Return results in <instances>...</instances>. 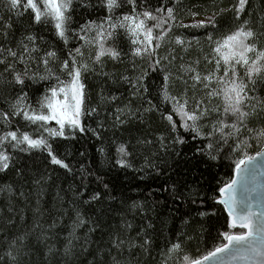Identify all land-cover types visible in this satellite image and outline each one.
<instances>
[{
	"label": "snow or ice",
	"instance_id": "obj_1",
	"mask_svg": "<svg viewBox=\"0 0 264 264\" xmlns=\"http://www.w3.org/2000/svg\"><path fill=\"white\" fill-rule=\"evenodd\" d=\"M248 3L249 0H237L228 11L234 12L235 19L240 20ZM182 4L183 0H156L155 4L151 0H0V7L4 9L0 12V79L5 85L0 93V104L4 105L0 107V172L7 173L14 168L21 154L35 152L47 153L52 165L73 171L57 154L55 138L67 139L89 130L100 136V131L86 126L85 117L107 111L104 106L119 99L115 94L104 95L101 89L100 104L89 107L85 103L84 75L99 74L109 77L113 83L122 80L131 85L133 97L148 104L143 108L144 113L155 111L167 121L169 134H174L173 145L185 143L180 132L183 129L193 140H200L202 146L197 147L194 154L204 158L208 162L206 166L223 160L234 165V178L223 182L212 194V208L197 212L200 217L215 215V204L223 205L227 212L225 226L231 231L218 232L221 242L198 258L187 253L185 244L197 239L199 234L193 237L182 232L174 239L165 237V246L158 253L160 264H264V98L258 96L264 91V15L258 24L251 17L244 19L234 31L218 39L213 38L212 32L207 33L212 51L204 55V60L212 65L210 70L202 72L200 59L196 58L191 63H180L179 71L174 73L167 65L178 59L184 61L176 49L187 53L194 44L200 45L199 37L177 34L175 30L203 29L207 32L212 28L215 31L219 27V16L225 12L223 7L217 10L216 0H212L211 11H218L217 15L185 24V16L201 14L193 10L200 6L181 8ZM125 6L127 10L117 16V10ZM99 10L106 14L92 19ZM207 11L209 8L205 7L204 12ZM25 18L28 23L24 22ZM45 28L54 34L53 43H49L42 31ZM57 42L65 48L75 44L66 53L67 58L61 59L55 46ZM165 43L174 47L166 56H160L159 49ZM126 57L133 69L139 67L137 59L148 61L147 68H139V74L133 77L121 75L119 79L115 73L104 71L108 60L122 63ZM149 70L163 73V83L155 100L150 96L147 83ZM41 83H44L43 91L30 96L33 85ZM216 98L222 103L214 104ZM165 104L171 105L170 111H162ZM140 112L141 108L131 107V100L123 107H116L112 114L113 127L127 124L132 117L143 122ZM104 127L101 120L98 128ZM158 139L161 147H167L164 133H160ZM152 143L147 138H137L135 143L132 140L118 143L115 164L123 169L133 168L131 158L136 146ZM253 150L255 155L251 154ZM100 151L104 153L103 148ZM145 164L157 172L161 170L148 157H145ZM23 174L18 168L17 176ZM82 176H94L103 190L89 192L87 183L82 180L80 188L72 192L70 198L57 193L60 207L47 230L39 223L44 215L39 198L35 209L39 216L28 231L9 238L5 227L0 225V235L8 241L0 264H22V258L28 255L24 250L29 248L32 237L35 235L33 250L41 243L46 244L53 238L49 232H55L63 224L64 216H69L70 230L63 255L66 258L76 255L73 242L81 241L78 230L86 226L88 231L79 247L82 252H88L91 235L102 231L103 220L87 217L81 206L100 204L106 194L109 199L115 197L110 195L109 183L102 177L86 170ZM184 187L186 192L176 184L171 186L174 202H187L196 208L208 205L207 192ZM4 194H7L6 209L0 208V215L6 212L3 215L5 224L13 226L17 222L13 197H27L22 190L17 192L11 183L0 186V195ZM145 208L155 211V205L149 207L133 201L127 212ZM121 216L124 228L131 230L133 224L126 219V213ZM20 220L24 221L25 217L21 215ZM200 231H204L203 227ZM155 233L151 220L136 237L113 232L109 235V247L97 255H110L115 251L112 264H121L117 257L123 254L125 246L129 252L139 249L151 255ZM54 248V245L48 247V253Z\"/></svg>",
	"mask_w": 264,
	"mask_h": 264
},
{
	"label": "trees",
	"instance_id": "obj_2",
	"mask_svg": "<svg viewBox=\"0 0 264 264\" xmlns=\"http://www.w3.org/2000/svg\"><path fill=\"white\" fill-rule=\"evenodd\" d=\"M156 3V0H151ZM237 0H216L217 10L220 7L225 9L222 16L218 18L219 27L213 31L209 28L207 32L203 29H187L175 30L177 34H185L188 37L196 36L200 38V45H195L187 52L182 53L179 48L176 49L177 55H183L184 61H174L171 65L164 63L172 72L179 71V65L183 62L191 63L194 59H200V70L206 71L212 68L204 60L205 54H210L212 46L207 41L206 36L208 32L213 33V38L218 39L222 35L227 34L229 31H234L244 19H251L257 24L260 18L264 15V0H249L246 5L245 12L242 14L240 20L235 19V14L228 9L236 3ZM199 5V8H194V11H199L201 14L195 17L185 16L183 22L188 23V20L197 17L217 15L211 11L212 0H183L180 6ZM209 8V11L204 12V8ZM127 6L117 10L116 15L120 12L126 11ZM179 11V9H178ZM0 12L4 9L0 7ZM106 12L104 10L97 11L91 18L95 19L97 16H103ZM25 23H28V18H25ZM82 22V21H81ZM48 37L49 43L55 41L53 33L48 32L47 29L42 30ZM61 59L67 58L66 53L75 44H70L65 48L62 44H55ZM174 47L172 44H163L159 49L160 56H166L170 49ZM201 48L203 51H201ZM137 69H133L131 62L126 57L124 62H113L108 60L106 62L104 71L115 73L117 78L121 75L133 77L139 74V68H147L148 61H140L137 59ZM55 70V69H54ZM163 73L153 72L149 70L147 83L149 84L150 96L153 100L156 99L157 94L163 83ZM85 84V103L89 107L98 106L100 104L101 89L104 95L115 94L119 97L116 102L109 103L104 106L107 111L102 110L99 115H93L91 118L85 117L84 122L89 128H94L100 131L101 135L96 136L92 131L85 133L77 132L75 136L69 138H55L54 147L57 154L65 162L69 163L73 171L68 172L58 165H52L48 158L47 153L35 152L34 154H21L20 159L16 162V166L7 173L0 172V186L6 183H11L17 192L23 191L25 197L16 195L13 197L14 206L16 208V224L8 226L5 224L3 215H0V225L5 227V234L11 238L14 235H19L28 231L32 227L33 220L39 216L35 212L37 207V199L39 198V207L44 213L43 217L39 220L42 227L47 230V225L52 222V219L57 216V209L60 207V196L71 197L72 192L80 188L82 180L87 183L89 192L93 190H103L102 184L95 180L94 176H82V172L88 171L95 173L96 176L103 178L104 182L109 183L110 195L115 199H109L105 195L104 200L100 204H93L91 206H81V211L91 219L102 218V231L98 230L91 235V245L88 252H82L79 245L83 242L84 234L87 233L88 227L78 230L81 236V241H74L76 245L73 257L66 258L63 255V247L67 242V232L70 230L69 216L63 217V224L59 225L55 232H49L53 238L48 240L47 243L39 244L38 248L32 249L35 244V235L32 237L29 248L25 249L28 253L26 257L22 258V264H112L111 257L116 255L113 251L110 255H97L104 249L109 247V235L113 232H120L125 236L136 237L137 232L143 228L149 220L152 221L156 228L155 243L151 249V255L144 253L142 250L136 249L132 252L125 250L122 255L117 258L121 264H160L159 251L165 246V237L175 238L177 233H187L190 236L197 237L185 244L187 253L192 258H198L206 254L216 244L221 242V237L218 232L231 231L225 226V213L222 205L215 204L216 214L200 217L197 215L198 211H209L213 206L211 200L212 194L223 182L232 178L234 165L230 166L229 161L223 160L217 164L206 166L208 163L199 154H194L197 147H201L199 139L193 140L191 135L180 129L181 134L185 137L184 144L172 143V135L168 132V123L166 120L161 119L157 112L144 113L143 108H147L148 104L140 99L131 95L132 87L130 84L120 81L113 83L109 77H102L99 74L86 73L83 77ZM55 83V80H52ZM44 83L33 85V90L29 92L30 96L39 95L43 91ZM5 90V85L0 79V93ZM38 90V91H36ZM173 94H176V89H173ZM199 95V93H198ZM258 96L264 98V91H260ZM131 100V107L133 109L141 108L139 115L143 117V122L136 120L134 117L129 119L125 125H117L113 127L116 107H123L128 101ZM214 104H221L220 98L213 101ZM0 104V107H3ZM163 110H171L170 104L162 106ZM103 120L105 127L98 128L99 122ZM55 126V122H53ZM68 130L66 129V132ZM164 133L166 139L164 143L167 147H161L158 136ZM151 140L153 143L150 145H137L131 162L133 168L123 169L115 164L117 157L116 147L118 143L135 139ZM104 149V153L100 149ZM253 150L251 154L253 155ZM145 157H148L152 163L156 164L161 170L155 171L153 168L145 164ZM22 169L23 175L17 176V169ZM51 179H48V177ZM36 181H39L37 184ZM176 184L181 187V190L187 191L184 185L189 188H201L208 193V205L202 208H196L189 205L187 202H174L171 195V186ZM83 190V189H81ZM136 201L144 203L151 207L155 205V211H148L145 208L143 211H136L132 213L127 212L128 206ZM7 194L0 195V208L6 209ZM64 207L68 205L65 202ZM121 213H126V219L131 221L133 228L131 230L125 229L123 225V217ZM25 217L24 221L20 220V216ZM71 215V213H70ZM188 223L185 224L184 221ZM163 221V223H162ZM203 227L204 231H200ZM55 246L51 254L48 253V247ZM8 247V241L0 235V256L4 255L5 249ZM56 249H59L57 251Z\"/></svg>",
	"mask_w": 264,
	"mask_h": 264
},
{
	"label": "rangeland",
	"instance_id": "obj_3",
	"mask_svg": "<svg viewBox=\"0 0 264 264\" xmlns=\"http://www.w3.org/2000/svg\"><path fill=\"white\" fill-rule=\"evenodd\" d=\"M201 19H204V18L203 17H197L195 19L188 20V23H192L195 20H201Z\"/></svg>",
	"mask_w": 264,
	"mask_h": 264
},
{
	"label": "water",
	"instance_id": "obj_4",
	"mask_svg": "<svg viewBox=\"0 0 264 264\" xmlns=\"http://www.w3.org/2000/svg\"><path fill=\"white\" fill-rule=\"evenodd\" d=\"M253 155H255V153H254ZM257 160L259 161V160H260V158H259V157H257ZM234 176H235V173H234V170H233V175H232V178H234ZM262 179H264V177H262ZM222 207H223V205H222ZM224 211H225V213L227 214L226 210H224Z\"/></svg>",
	"mask_w": 264,
	"mask_h": 264
}]
</instances>
